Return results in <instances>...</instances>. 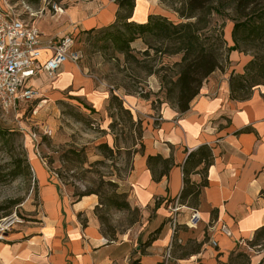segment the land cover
Here are the masks:
<instances>
[{
	"label": "crops",
	"instance_id": "obj_1",
	"mask_svg": "<svg viewBox=\"0 0 264 264\" xmlns=\"http://www.w3.org/2000/svg\"><path fill=\"white\" fill-rule=\"evenodd\" d=\"M159 2L136 0L129 21L145 23L151 14L175 16L176 11L168 12ZM118 10L116 1L82 18L73 11L47 17L43 9V16L34 21L44 34L61 36L55 34L61 33L69 22L79 23L77 29L107 27L117 20ZM227 29L226 38L232 46L231 26ZM134 43L143 45V40L134 39L132 47ZM49 52H44L41 61L47 59ZM230 59L234 69L242 71L249 56L233 50ZM229 78L228 71H214L186 112L167 102L153 112V100L131 94L123 97L135 119H142L141 114L145 118L140 148L133 152L128 180L129 203L147 216L136 241L106 235L93 212L98 205L97 196L85 195L72 201L62 194L59 184L50 179L45 163L34 154L30 162L39 184L43 214L0 241V264H130L135 258L145 264H231L237 242L251 240L255 231L264 226V86L255 87L247 100H233ZM28 83L39 92L35 100L41 103L64 99L71 89L96 104L108 97L107 92L96 88L94 80L71 61H66L54 78L42 70ZM246 128L251 129L242 131ZM203 144L211 147L214 157L208 168L209 183L202 189L197 204L188 203L191 195L187 202L179 203L187 157ZM150 155L171 159L169 172L162 174L163 165L159 164L155 171L160 177L156 178L148 162ZM202 167L203 164L191 167L192 182H201ZM177 202L179 209L174 221L172 206ZM193 210L202 216L196 227L188 225ZM224 224L230 228L231 235L222 233L220 228ZM190 237L197 247L187 248L184 255L175 254L174 240L186 244ZM251 259L254 261L253 255ZM261 259L250 263L259 264Z\"/></svg>",
	"mask_w": 264,
	"mask_h": 264
},
{
	"label": "rangeland",
	"instance_id": "obj_2",
	"mask_svg": "<svg viewBox=\"0 0 264 264\" xmlns=\"http://www.w3.org/2000/svg\"><path fill=\"white\" fill-rule=\"evenodd\" d=\"M110 1L118 0H1L0 6L26 11L25 14L38 20L43 16V9L47 17L64 15L65 12L58 14L55 11L54 5L57 4L66 14L73 11L82 18ZM159 3L168 12L182 7V0H160ZM229 12V16L215 12L207 15L208 21L201 23L200 32L202 42L219 56L221 68L216 70L228 71L231 76L233 72L243 73L245 66L238 71L230 59L233 50L228 48L226 35L229 26L232 35L234 22L231 18L236 14L233 9ZM174 15L168 14L167 17L175 23L184 20L178 12ZM65 23L63 20V26ZM77 25L79 23L69 22L61 33L55 35L74 37L82 57L73 63L94 80L96 88L107 92L108 97L96 104L71 89L64 99L48 103L34 100L10 112L0 108V206L3 208L0 219L13 213L24 219L23 223L8 231L9 235L37 221L43 214L40 188L30 162L31 156L36 154L47 166L50 179L59 184L63 195L72 201L84 194L97 196L98 205L93 212L106 235L136 241L147 216L136 206H118L129 197L133 152L140 148L145 118L141 114L142 119H135L123 97L131 94L153 100V112L158 111L164 102L177 105L178 78L185 52H174L181 45L178 41L146 34L141 37L143 45L134 43L127 54L113 43L111 34L105 33L107 29L88 31L80 26L77 29ZM240 44L242 51H238L249 56V60L252 54L262 49L246 41L245 37L241 38ZM113 94L122 99L123 107L120 101L111 98ZM45 126L53 130L52 135L45 134ZM34 132L38 133V140L33 139ZM5 240L0 238V241ZM196 247L192 237L186 244L175 239L173 251L184 255L187 248L194 250ZM232 252L231 264H251L250 255H253L254 263L262 258L261 264H264V237L256 245L250 244L249 240H240Z\"/></svg>",
	"mask_w": 264,
	"mask_h": 264
},
{
	"label": "trees",
	"instance_id": "obj_3",
	"mask_svg": "<svg viewBox=\"0 0 264 264\" xmlns=\"http://www.w3.org/2000/svg\"><path fill=\"white\" fill-rule=\"evenodd\" d=\"M166 2L168 0H161ZM170 1V0H169ZM119 10L117 20L101 29H107L106 34H111L110 39L117 45L121 52L129 54L131 52V42L137 37H145L151 34L159 38H167L178 41L181 45L174 52L184 51L182 61V71L178 78L177 107L181 112L190 109L191 102L200 93L203 81L206 80L216 69L221 68L219 56L215 50L207 47L202 42L201 23L207 20V15L215 12L222 16H229V9L235 11V17L231 18L234 22L232 38L234 45L228 46L230 50H239L240 40L245 37L262 49L252 54L251 59L245 65L243 73L233 72L229 79L230 98L233 100H247L257 86H264V0H182V7L174 9L178 12L183 21L175 23L167 16L151 14L145 23L129 21L133 14L136 0H118ZM207 23V22H206ZM95 30L92 28L88 31ZM113 100L121 102L122 99L116 94L111 97ZM129 111V110H128ZM246 128L242 131H249ZM214 160L212 149L209 145L203 144L192 151L184 166V188L179 203L187 202L191 195L189 204H197L202 189L209 183L208 168ZM148 162L155 177L156 167L163 165L161 173H168L170 170L171 159H164L160 155L148 157ZM203 164L200 169L202 180L199 183L191 181V170ZM193 167V168H191ZM264 194V190L262 191ZM90 195V194H84ZM194 204V205H195ZM2 206H0V211ZM119 208H131L128 200L118 206ZM264 237V226L255 231L254 237L249 240L250 244L256 245ZM154 237L146 241L149 244ZM175 241V240H174ZM130 264H145L140 258H135ZM164 264V262L159 263ZM261 264V262L259 263Z\"/></svg>",
	"mask_w": 264,
	"mask_h": 264
},
{
	"label": "built area",
	"instance_id": "obj_4",
	"mask_svg": "<svg viewBox=\"0 0 264 264\" xmlns=\"http://www.w3.org/2000/svg\"><path fill=\"white\" fill-rule=\"evenodd\" d=\"M54 9L58 14L65 12L57 4ZM25 13L0 6V108L4 112L17 111L20 106L39 97V92L28 83L32 76L45 70L50 78H54L66 61L78 62L82 57L73 36H46ZM48 50L47 59L41 61ZM44 132L52 135L53 130L45 126ZM32 137L39 139L37 132ZM178 206V202L172 206L174 221ZM201 221V213L193 210L188 225L196 227ZM23 222L24 219L17 213L0 219V238H6L8 231ZM220 229L222 233L231 235L227 225H222ZM212 244L216 246L217 242L213 240Z\"/></svg>",
	"mask_w": 264,
	"mask_h": 264
}]
</instances>
